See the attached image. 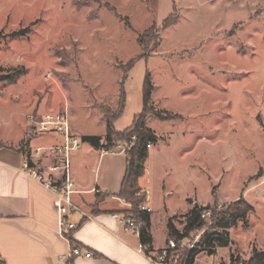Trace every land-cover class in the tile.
<instances>
[{
  "label": "rangeland",
  "instance_id": "374dc122",
  "mask_svg": "<svg viewBox=\"0 0 264 264\" xmlns=\"http://www.w3.org/2000/svg\"><path fill=\"white\" fill-rule=\"evenodd\" d=\"M167 18L176 22L163 28ZM0 66V75L25 70L0 82L8 136L25 112L36 120L60 110L74 132L104 138L103 111H119L125 73L128 94L149 72V105L176 114L160 120L151 110L145 119L157 135L146 175L156 243L165 245L172 214L183 229L189 207L223 209L243 197L254 207L248 225L231 228L230 245L201 251L196 264H230L232 254L247 261L264 248V0H0ZM29 127L36 135L35 121Z\"/></svg>",
  "mask_w": 264,
  "mask_h": 264
},
{
  "label": "crops",
  "instance_id": "0c3cea01",
  "mask_svg": "<svg viewBox=\"0 0 264 264\" xmlns=\"http://www.w3.org/2000/svg\"><path fill=\"white\" fill-rule=\"evenodd\" d=\"M132 83V91L126 94L125 109L115 121V128L119 131L130 127L135 116L143 110L144 79ZM132 104H135V109L128 116L127 112ZM31 106L30 109H34ZM36 106L38 111H43L41 106ZM27 114L24 113L23 122L18 126L19 131L15 136H8L7 133L1 132L0 128V256L5 263L157 264L139 249L140 236L126 229L123 223L113 216L115 213L125 214L131 207L120 197L127 169V158L123 152L97 149L82 140V147L70 153L69 172L77 190L73 194V200L90 218L81 213L73 214L71 220L77 227L67 234L61 233L58 212L53 204V193L29 175L26 164L32 163L31 167L60 182L63 171L51 172L50 166L63 157V153L56 151L54 147L61 145L64 138L59 133L36 132V135L32 133L27 136L31 122ZM72 132L80 138L83 135H97L82 131L76 133L73 128ZM38 148L41 150H37ZM150 150L146 172L140 178L139 185L146 193L145 203L152 210L150 232L153 243L150 251L156 252L166 245L168 231L165 222V245L156 243L152 232L153 207L150 204L153 191L150 179L146 177L149 174ZM175 215L176 213L172 214V217ZM176 227L180 231L183 230ZM73 245L90 249L93 256L73 259L64 257Z\"/></svg>",
  "mask_w": 264,
  "mask_h": 264
},
{
  "label": "trees",
  "instance_id": "16d2710c",
  "mask_svg": "<svg viewBox=\"0 0 264 264\" xmlns=\"http://www.w3.org/2000/svg\"><path fill=\"white\" fill-rule=\"evenodd\" d=\"M84 1V0H83ZM90 0H86L89 2ZM175 20L167 18L163 23V28L174 24ZM21 31H15L12 36H20ZM160 30L157 33L158 38L155 39L153 49L160 43L159 35ZM153 40V39H152ZM143 50L148 48L147 43H141ZM137 57L130 59L128 67L132 69L136 62ZM25 72L24 69L16 67L10 69L6 75H0V82L15 83L21 75ZM125 79L122 82L120 89V97L122 98L121 107L118 112H112L104 110L103 118L105 122V135L104 138L99 135H83L81 138L84 142L90 143L97 149L111 148L114 144L122 142L134 143L125 151L127 158L126 174L122 183V189L120 197L128 202L131 207L125 212V214L133 215L134 217L143 221V226L140 232V240L142 244L148 246L146 251L152 250L153 237L150 232L151 227V213L141 209V205L145 203L146 193L139 185L140 178L146 172V161L149 156L148 144H154L157 141V135L155 131L147 126L145 119L151 110L152 113L160 120H168L175 118L176 114L169 110H154L150 103L151 95L154 86L151 81V75L146 71L144 77L143 88V110L135 116L133 124L123 131L116 130L115 121L122 115L126 105V92H125V80L127 75L123 76ZM103 140V141H102ZM29 166L32 163H28ZM253 205L250 204L245 198H240L233 203L225 206L223 209L214 208V206H198L192 207L188 214L185 216V225L182 231H180L173 222V218L167 222V241L169 239L180 240L182 238H189L194 232L205 229L200 241L195 247L190 250H179L180 264H194L196 256L201 251H208L213 253L217 247H227L231 243L230 229L237 227L240 223L244 226L248 225L249 212L253 210ZM205 211H209V216H203ZM209 224V226H207ZM71 241L73 238L70 236ZM264 264V248L258 250L254 248L247 261H242L239 256L236 258L231 255L230 264ZM0 264H6L0 256Z\"/></svg>",
  "mask_w": 264,
  "mask_h": 264
},
{
  "label": "built area",
  "instance_id": "2783aa9c",
  "mask_svg": "<svg viewBox=\"0 0 264 264\" xmlns=\"http://www.w3.org/2000/svg\"><path fill=\"white\" fill-rule=\"evenodd\" d=\"M31 122L35 121V132L37 133H59L63 136L64 142L61 145H57L54 149L58 152L63 153V157L58 159L55 164L50 166L51 172H56L59 170L63 171V176L60 182H56L53 180V177L46 176L42 172L38 171V169L29 166L26 164V170L30 176L34 177L38 181H40L43 185H45L54 195V207L56 208L59 216V228L61 233L67 234V232L75 229L77 224L71 220V216L75 213H81L84 217L90 218V215L85 213L81 206H79L73 200V194L77 192L75 189V183L70 177L69 172V155L72 151L80 149L83 145L82 139L73 134L71 128V119L67 111H54L50 113H46L42 115L39 119H34V115L28 116ZM134 143V141L132 142ZM152 144H148V148L150 149ZM1 148V146H0ZM128 149L123 143L114 144L111 148H107V151L111 152H123ZM37 150H41L38 148ZM141 209L151 212V208L143 203L141 205ZM210 212L205 211L203 216H209ZM117 218L126 229L133 231L134 233L140 235L143 221L129 214H121L115 213L113 215ZM202 236V234H201ZM188 238H182L180 240L169 239L166 245L160 250L154 251H146L148 246L145 244H140L139 249L154 263L157 264H180L179 260V250L184 248L186 244V240ZM201 239V237H200ZM200 241V240H199ZM197 241V243L199 242ZM196 243V244H197ZM196 246V245H195ZM195 246L190 247L193 248ZM189 249V250H190ZM93 251L90 249H85L80 246H71L69 252L64 256L69 259H73L75 257H92ZM184 264V263H182ZM239 264H243L240 262Z\"/></svg>",
  "mask_w": 264,
  "mask_h": 264
},
{
  "label": "water",
  "instance_id": "95a60500",
  "mask_svg": "<svg viewBox=\"0 0 264 264\" xmlns=\"http://www.w3.org/2000/svg\"><path fill=\"white\" fill-rule=\"evenodd\" d=\"M196 205H198V204H196Z\"/></svg>",
  "mask_w": 264,
  "mask_h": 264
}]
</instances>
